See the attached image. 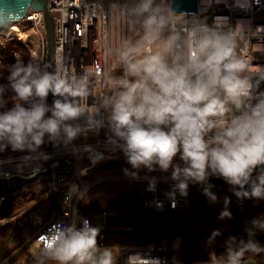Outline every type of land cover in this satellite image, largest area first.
<instances>
[{"label": "clouds", "instance_id": "clouds-1", "mask_svg": "<svg viewBox=\"0 0 264 264\" xmlns=\"http://www.w3.org/2000/svg\"><path fill=\"white\" fill-rule=\"evenodd\" d=\"M235 6L247 10L251 4L235 0ZM107 10L114 31L102 40L99 68L77 71L64 57L55 62L17 59L9 66L7 83L0 84V152L10 147L34 153L47 136L54 146L70 147L73 155L90 153L95 165L103 154L72 142L107 128L106 144L122 151L137 170L124 169L126 176L138 179L141 167L162 173L171 169L166 179L174 183L164 195L173 208L177 194L187 197L190 182L204 185L203 195L215 203L211 176L223 178L238 200H264V169L257 171L264 166V66L242 51L245 45L264 51V44L251 43L252 38L264 40V29L253 31L242 21L233 27L223 16L209 24L206 15L177 10L174 0H107ZM4 22L0 14V25ZM9 90L14 95L6 108ZM177 156L180 163L174 162ZM144 179L146 191L155 193L158 178ZM73 196L84 200L86 190L71 184L66 199ZM155 203L162 207V201ZM229 204L224 197L219 220L232 219ZM64 217L41 237L35 264H119L124 249L118 254L100 245V227L75 208ZM256 230L264 232V219L251 221L247 241L228 237L223 254L209 253V264H244L246 254H264V246L252 238ZM221 234L212 230L207 243ZM173 246H179V238ZM125 264L168 262L134 252Z\"/></svg>", "mask_w": 264, "mask_h": 264}, {"label": "built area", "instance_id": "built-area-1", "mask_svg": "<svg viewBox=\"0 0 264 264\" xmlns=\"http://www.w3.org/2000/svg\"><path fill=\"white\" fill-rule=\"evenodd\" d=\"M101 3L104 4L103 8L99 7ZM249 3L251 4V7L244 10L235 6V0H221L220 3H215L213 0L210 7L206 6L207 0H198L197 11L189 14L206 15L209 24L212 23L214 17L223 16L229 18V22L233 27L237 21H242L248 24L253 31H255L257 27L264 29V0H249ZM47 6L52 15L54 24V62L58 61L61 57H64L72 61V65L77 71H80L85 66L99 68L104 63L101 47L102 40L107 31H114V29H112L111 15L107 10V0H48ZM12 39H17L19 41L22 39V43L28 46L31 59L39 58L41 61L47 62L44 13L42 10L29 9L18 21L4 22L3 25H0V66H2V60L7 53V42ZM258 42L264 44V40L258 41L256 38H252L251 40L253 45ZM242 51L253 56V64L264 66V51H256L248 45H245ZM13 56L14 61L22 59L19 52L14 51ZM97 86L99 87V85ZM260 90L264 91V83L260 85ZM89 102L91 103V100ZM46 116H48V113ZM103 129H101L99 133H102ZM91 134L92 133H88L87 136L78 137L72 142V144L81 149L85 145L92 148V145H90L91 138L89 137ZM98 140H100L98 148L92 149L95 153H102L104 158L95 165L99 168L107 161H112L117 164L121 163V168L117 170H99L104 173L119 174L116 176L132 180L134 183L133 187L136 188L143 197L142 205L146 211L179 214L187 208L189 188L187 197H180L177 194L175 208H173L171 203L165 198L164 193L168 192L174 183L170 179H166L170 176L171 169L166 173H162L158 169L149 172L147 169L141 167V169L138 170L139 178L132 179L131 177L126 176L123 170L128 169L129 172L137 170L132 169L131 165L120 160L121 158H124L123 152L119 149L113 150L111 146L106 144V138H98ZM41 153L47 157L55 159L51 163V172L54 180V190L58 210L56 209L54 202H52V206L44 204L35 208L36 205H34V201L31 200L29 203L24 204L25 206H21L28 208L27 210L30 211L31 222L38 227L39 232L35 239V243H37L39 248H41V237L48 232L50 227L59 220H66L64 217L66 211H71L73 208L78 210L81 202L80 199H77L75 196H73L70 201L66 199L69 186L71 184H77L80 185L82 190H86L92 183L111 176L103 175L91 180L93 182L87 183L84 180L85 177H92V174L81 176L80 171L82 169L89 170V166L83 164L85 160L92 165L90 153L81 152L79 156H76L72 154L70 147L65 148L63 146H54L53 144L50 147H47L45 136V143L34 153H29L28 151L14 152L10 147L5 151L0 152V181L6 178H14L15 176L32 177L45 170L46 159L41 158ZM174 162L180 163L179 156L175 158ZM152 176L157 177L159 181L155 193L146 191L147 180L144 179V177ZM23 189H26L25 185L11 193H20ZM7 193H0V204L5 201ZM45 196L46 198L51 197L49 186L45 190ZM155 201H162V207L157 208ZM21 207L16 211L19 212L23 210ZM13 213H11L8 218H13ZM112 214L116 213H111L107 208L102 207L101 211L79 215L88 218L93 226L102 229L105 227L107 217ZM41 217L42 222L38 223L37 219ZM8 218H0V221ZM124 228L133 229V226L131 224ZM98 242L102 246H112L118 254L120 253L121 248L124 249L119 257V264H125L127 255L134 252L139 253L142 256L167 259L168 264H173V258H170L167 255L166 249L162 245H106L103 231L100 232ZM150 245L153 246L151 249L149 248ZM176 264H209V260L185 263L176 259ZM244 264L253 263L244 262Z\"/></svg>", "mask_w": 264, "mask_h": 264}, {"label": "trees", "instance_id": "trees-1", "mask_svg": "<svg viewBox=\"0 0 264 264\" xmlns=\"http://www.w3.org/2000/svg\"><path fill=\"white\" fill-rule=\"evenodd\" d=\"M10 46H12V43ZM17 48L24 54L26 62L30 60L27 48L24 45L20 44ZM12 63L14 62L11 57L7 56L4 59L0 67V84L7 83L6 77L9 66ZM13 95L14 93L11 90L7 92L6 98L9 99V103L6 108L12 106ZM3 110L0 109V111ZM119 168L121 167L117 163L111 162L110 165L106 164L98 169L113 171ZM39 181L44 183L46 188L48 187L46 177L40 178ZM203 187L204 185L201 184L189 183L187 208L178 215L171 212L146 211L142 205L143 197L134 187L114 196L106 208L111 213L130 216L133 229L141 230L142 232H104L106 245H162L170 258L175 257L185 263H191L209 260L210 252H215L218 256L223 254L225 252V241L230 236L236 237L238 240L247 241L249 239L247 230L251 227V221L257 218L264 219V200H256L254 198L238 200L233 194L232 186L227 184L223 192L216 195L217 201L210 203L203 195ZM6 195L8 196L7 200L0 204V217L8 215L21 205L11 200V192ZM224 197L230 198L228 207L232 213V219L219 220V213L224 207ZM44 202L52 206L53 200L49 197L41 203ZM101 208L98 201H91L87 204L80 202L78 212L79 214H90L101 211ZM214 229H220L222 234L216 237L215 241L209 245L207 238ZM37 231L38 227L32 224L29 211H23L12 221L1 225L0 239L5 240L13 236L16 243L1 258L0 263L29 240ZM177 231H188L189 233L182 234ZM178 238L179 246L174 248L173 245ZM252 238L258 241L261 246H264V232L256 230ZM244 262L264 264V254L258 256L246 254Z\"/></svg>", "mask_w": 264, "mask_h": 264}, {"label": "water", "instance_id": "water-1", "mask_svg": "<svg viewBox=\"0 0 264 264\" xmlns=\"http://www.w3.org/2000/svg\"><path fill=\"white\" fill-rule=\"evenodd\" d=\"M48 0H0V14L4 15L5 22H14L22 18L29 9L42 10L44 13V28H45V39L47 47V62H54V27L52 15L47 6ZM174 4L177 10L185 11L187 13H192L197 11L198 0H174ZM53 97L51 94L47 97V103L52 104ZM51 114L48 113V116ZM46 145L50 147L52 143L48 142L46 136ZM52 157L46 159V169L39 172L32 177H19L6 178L0 181V193L12 192L16 189L23 187L24 185L38 180L40 177H46L48 185L51 191V197L54 202L56 209L58 210L56 194L54 190V180L51 172V163L54 161ZM264 166H261L262 170ZM257 172L253 173V179ZM208 183L213 185L211 191L219 195L223 192L226 186V182L223 178H217L215 176L209 177ZM132 224L131 217L123 214H112L106 219L105 227L101 229L103 232H142L141 230L126 229L124 227L130 226ZM79 227V224L77 225ZM37 231L29 240L18 247L14 252H12L8 257H6L0 264H9L18 255H20L35 239L38 235ZM154 232V231H147ZM171 232V231H170ZM182 234L189 233L188 231H177Z\"/></svg>", "mask_w": 264, "mask_h": 264}, {"label": "rangeland", "instance_id": "rangeland-1", "mask_svg": "<svg viewBox=\"0 0 264 264\" xmlns=\"http://www.w3.org/2000/svg\"><path fill=\"white\" fill-rule=\"evenodd\" d=\"M28 35H30V34H28ZM23 36H25V35H23ZM21 40L19 41L17 39H12V40H9V42H7V48H6L7 53L5 54V57L3 58L2 61H4V59L7 56H9L12 58L13 62H15L13 59L14 58V56H13L14 51L19 52L21 54V58L25 61L24 54L17 48V47H19L20 44L24 45L27 48L28 55H29V58L31 60V56H30V53L28 50V46L26 44L22 43ZM11 43H12V46H10ZM10 107H8V108H10ZM107 132H108L107 128H104L102 133H98L95 135L91 134L89 136L91 138L90 139V142H91L90 145H92L93 149L98 148V143L100 141V140H98V138L105 139ZM120 160H122V162L126 163L125 157L123 159L121 158ZM111 162L112 161H110V162L107 161L103 165H106V164L110 165ZM83 164H87L89 166V170L87 171L86 176L92 174V177H85L84 180L87 183L93 182L91 180H93L95 178H99L103 175H111L110 177H107V178H104L102 180H99V181L92 183L86 189L85 199L80 200L84 204H87L88 202L93 201V200H97L100 202L101 206L103 208H105L114 196H116L117 194H119L123 191H127L134 186V183L132 180H127L125 178L116 176L119 174L101 172V170L98 169L97 165H93V164L90 165L87 160H85ZM118 165L120 167L122 166L121 163H118ZM40 178H42V177H40ZM39 179L25 185L26 189H23L22 191H20V193H15V194L11 193L12 194V195H10L11 200L16 204H21L19 207H21L24 204L29 203L31 200L34 201L33 203H35L34 205H36V208L44 205L45 202L44 203H41V202L43 200L47 199L45 196L46 187H45L44 183L39 181ZM134 189H136V188H134ZM136 191H137V189H136ZM7 198H8V196H6L5 201L7 200ZM85 200L87 202H85ZM18 208H16L14 210L15 212L13 211L14 213L11 212V213H13V218H8L11 215V213H9L8 215H6L4 217H0V218H8L6 220L2 219L0 221V226L5 224L6 222L12 221L19 214H21L23 211H29V210H27L28 208L21 207V209H23V210L17 212L16 210ZM172 214H174V213H172ZM175 215H178V214H175ZM14 241L15 240H14L13 236H11L10 238L5 239V240L0 239V260L4 255H6L9 252V250L11 248H13V246L16 243ZM39 250H40V248L37 245V243L33 242L20 255H18L13 261H11L9 264H35V257L37 256V253L39 252ZM203 261H205V260H203Z\"/></svg>", "mask_w": 264, "mask_h": 264}, {"label": "crops", "instance_id": "crops-1", "mask_svg": "<svg viewBox=\"0 0 264 264\" xmlns=\"http://www.w3.org/2000/svg\"><path fill=\"white\" fill-rule=\"evenodd\" d=\"M127 191H128V190H127ZM123 192H124V191H123ZM121 193H122V192H121ZM119 194H120V193H119ZM117 195H118V194H117ZM111 200H112V199H111ZM93 201H97V200H93ZM90 202H91V201H90ZM98 202H99V201H98ZM99 203H100V202H99ZM109 203H110V202H109ZM100 205H101V204H100ZM107 206H108V205H107ZM107 206H106V207H107ZM101 207H102V206H101ZM106 207H105V208H106Z\"/></svg>", "mask_w": 264, "mask_h": 264}, {"label": "flooded vegetation", "instance_id": "flooded-vegetation-1", "mask_svg": "<svg viewBox=\"0 0 264 264\" xmlns=\"http://www.w3.org/2000/svg\"><path fill=\"white\" fill-rule=\"evenodd\" d=\"M226 186H227V184H226ZM226 186H225V187H226Z\"/></svg>", "mask_w": 264, "mask_h": 264}]
</instances>
